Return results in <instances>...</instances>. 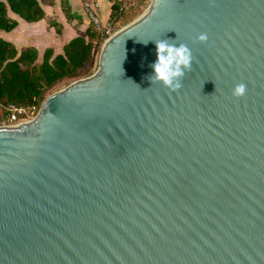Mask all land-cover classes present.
<instances>
[{
    "label": "water",
    "instance_id": "1",
    "mask_svg": "<svg viewBox=\"0 0 264 264\" xmlns=\"http://www.w3.org/2000/svg\"><path fill=\"white\" fill-rule=\"evenodd\" d=\"M125 28L0 127V264H264V0H153ZM160 39L192 51L175 92L148 79Z\"/></svg>",
    "mask_w": 264,
    "mask_h": 264
},
{
    "label": "trees",
    "instance_id": "2",
    "mask_svg": "<svg viewBox=\"0 0 264 264\" xmlns=\"http://www.w3.org/2000/svg\"><path fill=\"white\" fill-rule=\"evenodd\" d=\"M49 1L0 0V31L13 30L18 24L17 18L29 23L43 19L42 4ZM120 5L121 1H112L109 20L121 15ZM50 25L58 34L61 32L56 21L50 20ZM86 34L87 38L70 39L60 53L46 48L40 61L35 47L17 49L11 41L0 38V117L8 104L38 110L55 86L89 75L97 65L103 41L92 26Z\"/></svg>",
    "mask_w": 264,
    "mask_h": 264
},
{
    "label": "crops",
    "instance_id": "3",
    "mask_svg": "<svg viewBox=\"0 0 264 264\" xmlns=\"http://www.w3.org/2000/svg\"><path fill=\"white\" fill-rule=\"evenodd\" d=\"M84 1L50 0L42 4L45 12L43 19L29 23L17 18V26L9 32L0 31V38L11 41L17 49L33 46L38 50V53H43L46 48H52L54 53H60L64 44L70 39L77 36L87 38L86 31L91 24L82 10ZM97 1L100 3L102 19H109L113 0ZM50 20L60 24L61 32L59 34L50 25Z\"/></svg>",
    "mask_w": 264,
    "mask_h": 264
},
{
    "label": "clouds",
    "instance_id": "4",
    "mask_svg": "<svg viewBox=\"0 0 264 264\" xmlns=\"http://www.w3.org/2000/svg\"><path fill=\"white\" fill-rule=\"evenodd\" d=\"M196 39L201 43L208 40L207 33H200ZM155 42V62L150 64L152 74L148 79L160 83L169 91L175 92L182 87L186 72L191 71L193 56L191 49L175 40L160 39ZM247 87L244 83H237L232 88V96L239 98L246 94Z\"/></svg>",
    "mask_w": 264,
    "mask_h": 264
},
{
    "label": "built area",
    "instance_id": "5",
    "mask_svg": "<svg viewBox=\"0 0 264 264\" xmlns=\"http://www.w3.org/2000/svg\"><path fill=\"white\" fill-rule=\"evenodd\" d=\"M153 0H122L119 7L121 15L113 20H103L100 14V3L97 0H85L82 4L83 13L88 18L91 26L100 34L103 43L126 26H122L121 19L129 10L135 11V19L145 13ZM134 19V20H135ZM39 110L8 104L4 107V113L0 117V127H15L23 122L33 120Z\"/></svg>",
    "mask_w": 264,
    "mask_h": 264
},
{
    "label": "rangeland",
    "instance_id": "6",
    "mask_svg": "<svg viewBox=\"0 0 264 264\" xmlns=\"http://www.w3.org/2000/svg\"><path fill=\"white\" fill-rule=\"evenodd\" d=\"M135 14L136 13H135L134 10H129L128 12H126L123 15L122 19H121L122 26L124 27V26H127L129 23H131L135 19V17H134ZM102 45H103V43H102ZM41 57H42V53H39V61L41 60ZM98 59H99V56H98ZM98 59H97V65L94 67V69L92 70V72L89 75L85 76V77L91 76L92 74H94L97 71V68H98ZM85 77H81V78H85ZM78 79H80V78H78ZM75 80H77V79H75ZM75 80L66 81V82L60 83L59 85L55 86L52 90L49 91V93L47 94L46 98L49 97L50 95L56 93V92H59V91L65 89L68 85H70Z\"/></svg>",
    "mask_w": 264,
    "mask_h": 264
},
{
    "label": "bare ground",
    "instance_id": "7",
    "mask_svg": "<svg viewBox=\"0 0 264 264\" xmlns=\"http://www.w3.org/2000/svg\"><path fill=\"white\" fill-rule=\"evenodd\" d=\"M124 29H126V28H124ZM124 29H123V30H124Z\"/></svg>",
    "mask_w": 264,
    "mask_h": 264
}]
</instances>
